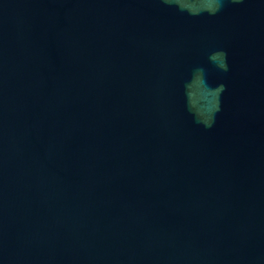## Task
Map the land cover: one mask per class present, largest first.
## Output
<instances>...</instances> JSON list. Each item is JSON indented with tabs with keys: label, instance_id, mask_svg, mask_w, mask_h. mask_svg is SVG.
I'll list each match as a JSON object with an SVG mask.
<instances>
[{
	"label": "water",
	"instance_id": "1",
	"mask_svg": "<svg viewBox=\"0 0 264 264\" xmlns=\"http://www.w3.org/2000/svg\"><path fill=\"white\" fill-rule=\"evenodd\" d=\"M165 3L0 0V264H264V0Z\"/></svg>",
	"mask_w": 264,
	"mask_h": 264
},
{
	"label": "clouds",
	"instance_id": "2",
	"mask_svg": "<svg viewBox=\"0 0 264 264\" xmlns=\"http://www.w3.org/2000/svg\"><path fill=\"white\" fill-rule=\"evenodd\" d=\"M165 4L175 7L179 12L189 16L202 14L213 16L222 9L224 0H167ZM208 61L220 70L227 71L229 68L228 52L223 48L211 50L208 53ZM190 76L193 90L204 95L208 100L207 105L195 121L206 128H210L215 122L216 114L221 110V93L225 89V84L223 82L211 84L208 81L204 66L194 67Z\"/></svg>",
	"mask_w": 264,
	"mask_h": 264
}]
</instances>
